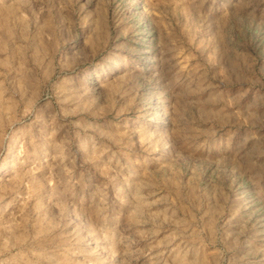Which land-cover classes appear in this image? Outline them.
<instances>
[{"label": "rangeland", "instance_id": "374dc122", "mask_svg": "<svg viewBox=\"0 0 264 264\" xmlns=\"http://www.w3.org/2000/svg\"><path fill=\"white\" fill-rule=\"evenodd\" d=\"M0 264H264V0H0Z\"/></svg>", "mask_w": 264, "mask_h": 264}]
</instances>
